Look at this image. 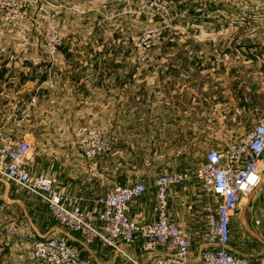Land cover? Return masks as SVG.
Returning a JSON list of instances; mask_svg holds the SVG:
<instances>
[{"label": "rangeland", "instance_id": "374dc122", "mask_svg": "<svg viewBox=\"0 0 264 264\" xmlns=\"http://www.w3.org/2000/svg\"><path fill=\"white\" fill-rule=\"evenodd\" d=\"M231 1L239 6L231 8L225 0L219 4H215V0H0V65L53 67L58 78L68 82L84 79L88 68L96 70L98 66L111 64L117 69L121 67L122 76L116 92L108 82V101L115 94L119 97L121 91L123 129L115 127L112 102L101 105V114L96 111L99 104L95 102L91 103L90 113L82 112L80 92L84 93V89L77 85L78 90L68 99L64 98L74 105L80 116L88 115V124L93 125L77 129L76 147H104L100 155L91 158L92 190L101 195L118 185H132L145 178L151 193L156 194L155 181L161 172L188 171L192 177L178 186L186 187L182 194L190 208L184 215V225L192 231L194 251L199 248L197 235L200 236L206 205L210 201L202 181L195 177L208 150L213 148L206 144H225L227 139L228 143L220 148L223 149L231 141L244 137L264 117V78L261 79L264 65L260 62L264 56L259 55L264 50V0H246L244 4L242 0ZM227 18L230 26L226 24ZM235 37L239 41L236 46H245L249 51L247 56L212 57L204 50L233 48ZM219 58L230 61L229 83L232 76L235 81L234 104L229 108L232 118L222 119L223 111L204 113L192 110L189 116L203 121L202 125L219 126L217 129L228 125L233 136L189 133L169 136L161 126L155 127V122L139 124L136 117L153 120L163 113L161 102L163 76L168 74L166 66L180 65L185 70L190 65L186 73L188 77L197 75L199 79L210 81L206 67L200 69L195 65L217 63ZM176 69L171 72V77L180 76L181 71ZM90 73L94 74L93 71ZM221 73L223 80L226 72ZM214 75L216 80V73ZM216 98L223 99L222 102L226 100L220 95ZM13 111L17 114L18 107L12 105ZM130 113H135L133 121L128 118ZM210 116L220 118L215 120L208 118ZM83 127L97 134L89 135L88 144L84 143L85 136L80 134ZM6 137L17 142H30L28 167L34 174V137ZM262 168L264 170V161ZM120 169L121 175L118 174ZM259 187L264 188V178ZM247 197L233 219L232 240L236 250L253 263L254 259L261 261L260 257H264V242L261 240L264 239V224L246 218L251 196ZM1 238L6 239L0 237V258L7 247ZM25 247L27 249H14L12 254L33 257L31 250ZM107 253L109 256L105 261L111 264V251ZM144 254L142 258L133 257L147 264L151 254ZM122 257L125 261L121 264H133L126 255L122 254ZM4 264L45 263L29 258L26 263Z\"/></svg>", "mask_w": 264, "mask_h": 264}, {"label": "crops", "instance_id": "0c3cea01", "mask_svg": "<svg viewBox=\"0 0 264 264\" xmlns=\"http://www.w3.org/2000/svg\"><path fill=\"white\" fill-rule=\"evenodd\" d=\"M219 2H224V0H215V4H219ZM225 2L231 8L236 5L239 6V3L235 4L231 0H225ZM241 2L244 4L246 0ZM226 24L230 26L229 18L226 19ZM238 42L235 37L233 42L235 47L233 48H215L213 50V47H211L204 50L210 52L212 57L231 56L234 58L235 56H247L249 51L245 46H236ZM215 44L219 46V43ZM259 55L264 56V50ZM260 62L264 65L263 59H260ZM189 66L187 65L185 70L180 65L166 66L168 74L163 76L164 96L161 102L163 113L161 112L160 117L157 119L136 117V120L139 121L141 126L149 125L148 122H155L154 126H161L164 133L169 136H181L188 133L196 136L201 134L233 136L230 134L231 131L228 130V125H221V129H217L219 127L217 124H215L217 127L202 125L204 124L203 121L189 116L192 110H196L204 113L223 111L224 113H221L222 119L226 118L228 120V117H231L229 116V108L234 104L232 101H234L235 81L232 76L229 83L230 61L219 58L217 63L212 61L207 65H195L200 69L206 67L205 71L211 76L210 81L199 79L197 75L195 78L188 77L186 73L189 71ZM262 67L264 68V66ZM176 68L181 71L180 76L171 77V72L175 71ZM92 71L94 74L90 73ZM221 71L226 72V77L223 80L224 75ZM214 73L217 75L216 80ZM121 76V67L118 66L117 69V66L113 64L98 66L96 70L88 68L84 79L81 81L72 79L70 82L58 78L59 76L53 67L43 69L37 66L9 63L0 65V144L13 140L8 137L5 138L7 135L33 136L35 143L34 174L44 173L52 177L55 187L65 194L64 199L69 205L80 202L82 208L94 216L98 215L101 206L95 202L99 193L92 190L90 172L92 161L82 153L81 147H76L74 139L77 129L82 126L92 127L93 125L88 124V115L83 114L80 116L78 110L74 109V105L70 104L68 100H64V98L68 99L69 95L78 90L75 87L77 85L83 88L85 93L80 92L82 112L90 113L91 103L95 102L99 104L95 109L101 114L103 111L101 105L112 102L115 107V127L123 129L122 109L124 101L121 91L119 97L115 94L108 101V82H110V86L113 85L116 92ZM263 78L264 69L261 71V79ZM242 86L245 88L244 83ZM218 95L226 100L224 102H222L223 99L217 100ZM12 105L18 107L17 114L15 111L11 112ZM133 116H135V113H130L128 118L131 119ZM153 116L154 114L151 117ZM208 118L216 120L220 117L210 116ZM133 120L134 118L131 119V121ZM226 142L228 143L227 139ZM227 143L209 142L206 146L220 149ZM184 151H187V147H184ZM28 164L30 165V159ZM121 173L122 169L119 170L118 174L121 175ZM150 181L152 182L151 179ZM149 188L148 185V190L132 201L130 210L131 217L144 224H150L156 219L153 208L157 200V187L156 194L151 193ZM185 188L184 186H172L170 188L169 214L174 221L187 228L192 240L191 229L184 225V215L187 213V208H190L186 204L185 196L182 194ZM259 188L246 195V197L249 195L251 197L245 216L253 220H260L264 224V188ZM212 198V196H208L209 200ZM204 221L205 218L203 225ZM0 224H3L0 226V237L6 238L4 240L1 238V241L5 243L4 246H7L1 255L0 264L26 263L29 258L33 259L32 255L27 258L24 255L17 254L15 256L12 254L14 249H27L25 245L28 243V237L42 238L57 235L68 236L72 244L79 249L81 258L90 263L110 264L105 261V257L109 256L108 250L112 254L113 261L111 264H121L122 261H125V258L122 257L123 253L116 249L104 247L99 242L85 243L79 233L71 231L54 219L47 203L42 199L2 177H0ZM197 237L198 247L200 248V236L197 235ZM261 240L264 242L263 238ZM4 246L2 248H5ZM199 248L198 251H194L192 247L190 254L192 261L198 262ZM231 249L240 253L236 250L232 237ZM126 251L131 256L144 257L146 251L143 249V240L137 238L127 246ZM151 256L148 257V260ZM260 259L261 261L254 259L252 264H264V257H260Z\"/></svg>", "mask_w": 264, "mask_h": 264}, {"label": "built area", "instance_id": "2783aa9c", "mask_svg": "<svg viewBox=\"0 0 264 264\" xmlns=\"http://www.w3.org/2000/svg\"><path fill=\"white\" fill-rule=\"evenodd\" d=\"M89 143L95 131H80ZM89 159L100 155L104 147H81ZM27 140H10L0 144V177L30 191L47 203L54 219L71 231L79 233L87 244L99 242L126 255L133 264H142L126 248L137 238L152 256L147 264H252L247 256L231 249L233 219L244 196L256 190L263 181L264 119L257 122L244 137L231 141L223 149H209L205 162L195 177L202 181L206 193L213 198L206 205L205 221L200 233L198 262L191 260L190 232L169 214V191L192 176L188 171L161 173L155 181L156 219L140 223L130 215L131 203L148 190L143 178L132 185H118L97 196L101 206L97 216L82 208L80 202L69 205L65 194L57 189L52 177L33 174L29 167ZM33 257L45 264H84L78 249L66 235L31 237L26 245ZM125 246V247H124Z\"/></svg>", "mask_w": 264, "mask_h": 264}]
</instances>
